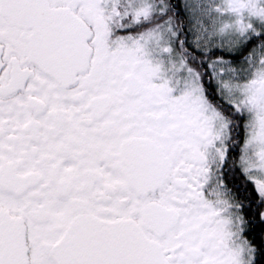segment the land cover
Masks as SVG:
<instances>
[{"label": "snow or ice", "instance_id": "obj_1", "mask_svg": "<svg viewBox=\"0 0 264 264\" xmlns=\"http://www.w3.org/2000/svg\"><path fill=\"white\" fill-rule=\"evenodd\" d=\"M0 264H264V0H0Z\"/></svg>", "mask_w": 264, "mask_h": 264}]
</instances>
